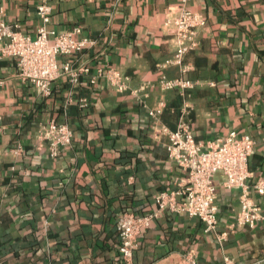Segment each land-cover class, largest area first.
I'll use <instances>...</instances> for the list:
<instances>
[{
	"label": "crops",
	"instance_id": "0c3cea01",
	"mask_svg": "<svg viewBox=\"0 0 264 264\" xmlns=\"http://www.w3.org/2000/svg\"><path fill=\"white\" fill-rule=\"evenodd\" d=\"M52 7L48 28L81 27L97 43L74 58L91 74L104 65L129 77V89L109 81L78 85L61 78L44 95L19 76L15 60H0V264H124L117 220L156 209L159 191L183 176L168 157L163 124L175 129L186 95L163 91V76L182 75L169 60L176 51L170 16L185 7L200 13V46L185 57L196 137L230 130L251 134L250 182L264 178V0H0L9 22L36 36L37 7ZM201 62V65H198ZM72 98V99H71ZM71 100V101H70ZM164 101L156 122L149 109ZM55 119L73 131L70 146L52 156L38 138L39 125ZM218 184L219 224L205 231L198 217L163 211L138 237L133 264H264V226L238 227L241 188ZM264 207V197L251 189Z\"/></svg>",
	"mask_w": 264,
	"mask_h": 264
},
{
	"label": "built area",
	"instance_id": "2783aa9c",
	"mask_svg": "<svg viewBox=\"0 0 264 264\" xmlns=\"http://www.w3.org/2000/svg\"><path fill=\"white\" fill-rule=\"evenodd\" d=\"M37 12L42 23L36 36H32L21 30L18 24L9 22L5 10L0 7V60H15L22 79L29 81L44 95L52 93L55 81L67 78L73 85H78L83 75H90L93 85L103 79L120 92L129 89V77L116 67L104 65L91 74L87 62L74 58L83 50L93 47L96 39L80 36L82 29L79 26L67 31L49 29L52 7L48 2L41 3ZM205 23L200 13L185 7L167 18L166 25L174 28L176 39V51L169 62L178 65L182 75L176 78L163 76L160 87L163 91L179 90L186 95V101L177 127L170 129L161 124L156 132L168 137V157L184 174L176 181L174 188L163 189L156 194V209L153 212L138 215L126 211L119 216L118 249L124 264H133L139 235L163 211L198 217L204 223L205 231H215L219 224L218 184L215 180L218 173L222 175V184L226 189L241 188L237 216L220 234V240L238 227L264 226V207L250 194L253 189L258 196L264 197V178L250 182L253 173L249 160L256 146L253 136L232 129L224 136L199 140L189 117L191 106L187 101L188 90L199 82L186 77L191 66L186 64L185 57L200 46L198 34ZM164 108L165 103L161 101L149 109V114L158 122ZM38 138L48 144L52 156H57L63 148L71 145L73 131L66 123L52 119L40 123ZM223 264L240 263L232 257H225Z\"/></svg>",
	"mask_w": 264,
	"mask_h": 264
},
{
	"label": "trees",
	"instance_id": "16d2710c",
	"mask_svg": "<svg viewBox=\"0 0 264 264\" xmlns=\"http://www.w3.org/2000/svg\"><path fill=\"white\" fill-rule=\"evenodd\" d=\"M198 65H201V62L199 63V61H198Z\"/></svg>",
	"mask_w": 264,
	"mask_h": 264
}]
</instances>
